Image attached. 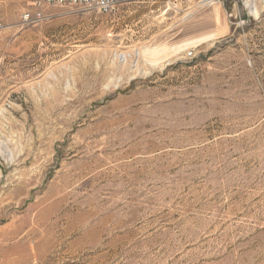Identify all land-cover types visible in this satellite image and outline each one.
Instances as JSON below:
<instances>
[{
    "label": "rangeland",
    "instance_id": "1",
    "mask_svg": "<svg viewBox=\"0 0 264 264\" xmlns=\"http://www.w3.org/2000/svg\"><path fill=\"white\" fill-rule=\"evenodd\" d=\"M0 264H264V0H0Z\"/></svg>",
    "mask_w": 264,
    "mask_h": 264
},
{
    "label": "built area",
    "instance_id": "2",
    "mask_svg": "<svg viewBox=\"0 0 264 264\" xmlns=\"http://www.w3.org/2000/svg\"><path fill=\"white\" fill-rule=\"evenodd\" d=\"M40 5L54 6H76L82 7L100 14H110L115 12L124 3L137 0H37ZM29 16L26 20H29Z\"/></svg>",
    "mask_w": 264,
    "mask_h": 264
}]
</instances>
